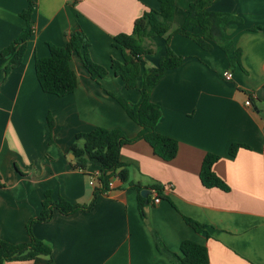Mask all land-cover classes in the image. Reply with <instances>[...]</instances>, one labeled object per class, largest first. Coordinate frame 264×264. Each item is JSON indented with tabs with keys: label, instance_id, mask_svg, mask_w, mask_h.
Wrapping results in <instances>:
<instances>
[{
	"label": "crops",
	"instance_id": "0c3cea01",
	"mask_svg": "<svg viewBox=\"0 0 264 264\" xmlns=\"http://www.w3.org/2000/svg\"><path fill=\"white\" fill-rule=\"evenodd\" d=\"M30 1L33 35L24 62L8 75L0 63V241L11 244L29 242L27 224L40 215L46 192L54 200L92 201L101 172L97 166L87 173L74 168L77 134L96 128L121 130L130 139L139 134L140 126L117 98L135 105L140 92L127 89L111 69L114 61L124 62L113 43L118 35H132L146 12L160 9L159 0H0V50L25 27L21 14ZM195 1L176 0L173 29L184 25ZM211 10L240 19L227 25L225 37L241 50V65L232 68L215 43L206 51L172 35L170 47L183 64L160 79L151 100L162 111L157 131L178 141L176 158L162 160L145 141L124 146L130 179L150 192L145 215L137 190L113 178L92 210L70 216L55 211L50 222L32 226L34 236L51 247L53 264H174L158 250L156 235L176 254L186 240L206 246L210 264H264V0H219ZM77 31L87 38L91 59L109 73L93 79L75 54V92L44 93L36 60L49 56L50 44L66 46ZM144 46L151 50L143 57L147 68L166 55L164 38L146 39ZM227 71L233 73L230 81L224 79ZM248 100L252 106H246ZM233 144L248 149L231 157ZM207 154L221 157L213 170L229 192L202 184ZM91 177L97 179L94 187ZM155 184L163 187L159 204L157 190L150 188ZM186 218L203 225L204 233ZM6 264H50V259Z\"/></svg>",
	"mask_w": 264,
	"mask_h": 264
},
{
	"label": "trees",
	"instance_id": "16d2710c",
	"mask_svg": "<svg viewBox=\"0 0 264 264\" xmlns=\"http://www.w3.org/2000/svg\"><path fill=\"white\" fill-rule=\"evenodd\" d=\"M219 0H197L187 10V18L182 27L173 29L176 15V0H159L160 9L150 10L139 18L134 25L132 35L121 34L114 38V47L121 49L124 54V62L114 61L111 69L117 77H120L127 89H138L140 100L132 105L123 99L117 98L126 110L128 116L141 130L135 138H128L121 130H107L96 128L88 133L76 135L71 147L75 157L74 168L87 173L91 166L100 168L98 187L95 188L94 197L89 204H76L64 198L54 200L52 192H46L42 204V211L36 218L27 224L30 237L28 243L11 244L0 241V264L12 261H30L40 256H46L53 264L49 245L37 239L32 226L35 223L50 222L55 211L70 216L78 212L90 211L94 208L98 195L110 190L113 178H119L124 184L138 192L139 208L144 216V209L151 201V197L144 198L141 195L143 187L130 179L128 166L122 161L121 150L126 145L137 141H145L152 148L154 154L166 162L174 160L179 151L178 141L164 136L157 131V125L162 116L161 108L152 102L151 93L160 79L171 70L179 68L183 64V58L176 55L170 47L172 35H182L193 40L202 49L209 51L212 43L217 44L225 53L232 68L241 65L242 52L236 49L234 44L225 37L227 25L232 21H240L238 17L228 13H217L211 10L213 4ZM34 6L30 1L28 10L21 14L26 25L14 42L7 48L0 50V63L8 75L14 68L24 62L26 47L33 35L32 12ZM150 38H164L166 41V55L152 68L143 65V57L151 54L144 46V41ZM81 57L84 67L93 79L104 78L108 69L95 63L90 57V44L82 32H74L66 46L58 47L49 45V56L37 59L35 70L42 91L57 97H65L75 92L78 87V77L71 67L73 56ZM142 79V86H138ZM50 127L53 122L50 120ZM240 149H248L244 144H233L229 155L235 157ZM221 159L219 155L207 154L203 160L200 172V180L207 189L218 188L229 192L230 187L216 175L214 165ZM156 189L158 196L163 197V187L155 184L150 187ZM197 233H204V226L191 219H185ZM157 248L174 264H210L208 249L206 246L186 240L181 244L180 254L169 251L158 236H155Z\"/></svg>",
	"mask_w": 264,
	"mask_h": 264
},
{
	"label": "built area",
	"instance_id": "2783aa9c",
	"mask_svg": "<svg viewBox=\"0 0 264 264\" xmlns=\"http://www.w3.org/2000/svg\"><path fill=\"white\" fill-rule=\"evenodd\" d=\"M232 77H233V73L231 71H227V72L224 73V79L225 80L230 81L232 79ZM246 106H252L251 100H248L246 102ZM96 181H97L96 178L91 177L90 185L94 187L96 185V183H97ZM110 186H112V183H110ZM160 201H161V197L160 196H156L154 198V204H159Z\"/></svg>",
	"mask_w": 264,
	"mask_h": 264
},
{
	"label": "water",
	"instance_id": "95a60500",
	"mask_svg": "<svg viewBox=\"0 0 264 264\" xmlns=\"http://www.w3.org/2000/svg\"><path fill=\"white\" fill-rule=\"evenodd\" d=\"M141 195L144 197V198H148L149 195H150V192L146 189H144L142 192H141Z\"/></svg>",
	"mask_w": 264,
	"mask_h": 264
},
{
	"label": "rangeland",
	"instance_id": "374dc122",
	"mask_svg": "<svg viewBox=\"0 0 264 264\" xmlns=\"http://www.w3.org/2000/svg\"><path fill=\"white\" fill-rule=\"evenodd\" d=\"M145 66V65H144ZM146 67V66H145ZM147 68V67H146Z\"/></svg>",
	"mask_w": 264,
	"mask_h": 264
}]
</instances>
